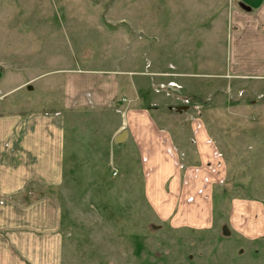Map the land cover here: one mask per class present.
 Wrapping results in <instances>:
<instances>
[{"label":"rangeland","instance_id":"obj_1","mask_svg":"<svg viewBox=\"0 0 264 264\" xmlns=\"http://www.w3.org/2000/svg\"><path fill=\"white\" fill-rule=\"evenodd\" d=\"M0 61V264H264V0H0Z\"/></svg>","mask_w":264,"mask_h":264},{"label":"crops","instance_id":"obj_2","mask_svg":"<svg viewBox=\"0 0 264 264\" xmlns=\"http://www.w3.org/2000/svg\"><path fill=\"white\" fill-rule=\"evenodd\" d=\"M5 64V62H3V61H0V68H2L3 67V65ZM1 71V70H0ZM3 75L4 74H1V77H0V79L3 77ZM33 79V76H29L27 79H25V81L24 82H28V81H30V80H32ZM114 98V95H112L110 98H109V102L108 103H110L111 101L113 102V99ZM110 105H111V103H110ZM111 110H113L114 112H116V114H120L121 113V111H122V108L120 107V106H114V108H112ZM120 116V115H119ZM119 122H120V124L121 125H123V123H125V116L123 117V118H119ZM125 128H123V130H124ZM122 130V131H123ZM122 131H120L119 133H121ZM119 133H117V134H115V136H114V140H115V138H116V136L119 134ZM127 138H129V131L127 130V137H126V139ZM171 169V168H170ZM167 174H168V171H167ZM173 184H172V186L175 184V181H174V179H173V182H172ZM159 195V194H158ZM151 198H152V195H151ZM157 198V196L156 195H154L153 196V198L152 199H156ZM205 221V218H203V219H200V221Z\"/></svg>","mask_w":264,"mask_h":264},{"label":"water","instance_id":"obj_3","mask_svg":"<svg viewBox=\"0 0 264 264\" xmlns=\"http://www.w3.org/2000/svg\"><path fill=\"white\" fill-rule=\"evenodd\" d=\"M29 88H31V86H29ZM127 137V129H124L121 133H119L116 138L115 141L116 142H121L123 140H125Z\"/></svg>","mask_w":264,"mask_h":264}]
</instances>
